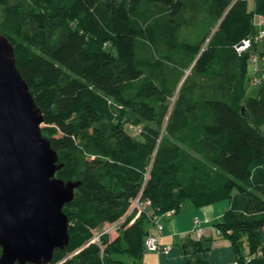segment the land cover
Here are the masks:
<instances>
[{"label":"trees","instance_id":"16d2710c","mask_svg":"<svg viewBox=\"0 0 264 264\" xmlns=\"http://www.w3.org/2000/svg\"><path fill=\"white\" fill-rule=\"evenodd\" d=\"M248 1L0 0L55 176L80 181L62 207L69 242L46 264H140L144 222L186 200H226L218 235L240 264H264V91L246 87L264 0ZM104 223L121 233L95 238ZM184 237L186 264H211Z\"/></svg>","mask_w":264,"mask_h":264},{"label":"water","instance_id":"95a60500","mask_svg":"<svg viewBox=\"0 0 264 264\" xmlns=\"http://www.w3.org/2000/svg\"><path fill=\"white\" fill-rule=\"evenodd\" d=\"M42 114L0 33V264L48 263L69 242L64 204L80 181L62 167L41 132Z\"/></svg>","mask_w":264,"mask_h":264},{"label":"crops","instance_id":"0c3cea01","mask_svg":"<svg viewBox=\"0 0 264 264\" xmlns=\"http://www.w3.org/2000/svg\"><path fill=\"white\" fill-rule=\"evenodd\" d=\"M227 207L226 200L202 207H196L186 200L177 213L159 216L161 231L152 219L145 221L144 228L148 234L158 235L160 242L170 245L171 249L167 253L145 250L140 264H186L188 258L194 259L195 255L186 253L183 246L187 241L184 236L193 232L196 217L199 219L201 246L207 248L199 255L211 264H231L236 258L233 248L226 238L218 235L215 227Z\"/></svg>","mask_w":264,"mask_h":264},{"label":"built area","instance_id":"2783aa9c","mask_svg":"<svg viewBox=\"0 0 264 264\" xmlns=\"http://www.w3.org/2000/svg\"><path fill=\"white\" fill-rule=\"evenodd\" d=\"M258 22H259V24L262 23V19L260 17L258 19ZM263 35H264V31L260 30L258 37H262ZM250 46H251V38L250 37L244 38L238 44L234 45L236 51H238V52L245 51L248 48H250ZM251 59H252L253 65H254V70H256L257 69V66H256L257 56L253 55L251 57ZM252 78H253L252 81L254 84H259L261 82V79L264 78V72L261 74L260 78L257 77L256 75H253ZM147 204H148V201L141 202L139 199H136L133 203V208L136 209V213H135L134 217H136L141 211H143L144 208L147 206ZM171 212L172 211H168L165 214H169ZM162 215H164V214H161L160 216H162ZM152 220L156 223L158 230L161 231L162 225L159 223V216H154L152 218ZM198 222H199V219L196 217L194 219L195 227L193 229V233L196 236L200 237L201 231H200V228L198 227ZM143 245H144V249L146 251H157V252L167 253L171 249L170 245L162 244L160 242V238L158 235L151 234V233H149L145 236ZM231 264H240V263L235 259Z\"/></svg>","mask_w":264,"mask_h":264},{"label":"rangeland","instance_id":"374dc122","mask_svg":"<svg viewBox=\"0 0 264 264\" xmlns=\"http://www.w3.org/2000/svg\"><path fill=\"white\" fill-rule=\"evenodd\" d=\"M248 4H252V0L248 1ZM259 17L255 16V26L254 30L255 32H259L260 29L264 30V25L261 23L259 24L258 22ZM256 56L258 58L257 61V69L254 70V65L252 60H249L248 64V77L252 76L253 73L260 78L261 74L264 72V37L259 40L257 43V50H256ZM247 87V94L250 96H256L257 93L262 89L264 91V79H261V83L259 84H252L250 81L246 85ZM42 126V125H41ZM132 134H136L137 130L132 128ZM262 131L264 132V125L261 127ZM173 213V211L171 212ZM120 223H115V224H107L104 223L102 227L94 231V236L97 238L98 234L100 232H107L110 238H114V236L118 235V233L121 232V229L119 228Z\"/></svg>","mask_w":264,"mask_h":264}]
</instances>
